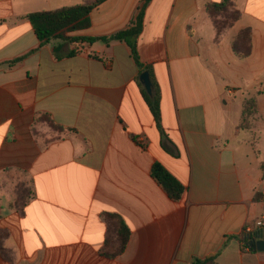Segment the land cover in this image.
I'll use <instances>...</instances> for the list:
<instances>
[{
  "label": "crops",
  "instance_id": "1",
  "mask_svg": "<svg viewBox=\"0 0 264 264\" xmlns=\"http://www.w3.org/2000/svg\"><path fill=\"white\" fill-rule=\"evenodd\" d=\"M84 1L0 0V264H192L212 254L264 264L243 235L264 217V0H230L215 17L208 5L224 0H149L136 44L143 67L124 40L41 44L26 16ZM144 4L107 0L71 35L127 30ZM242 31L246 58L234 51ZM155 163L184 185L182 199L152 177ZM107 213L130 229L115 257L104 254L118 236Z\"/></svg>",
  "mask_w": 264,
  "mask_h": 264
},
{
  "label": "trees",
  "instance_id": "2",
  "mask_svg": "<svg viewBox=\"0 0 264 264\" xmlns=\"http://www.w3.org/2000/svg\"><path fill=\"white\" fill-rule=\"evenodd\" d=\"M107 0H85L81 4L72 5L68 7H62L54 10H43L28 14L26 17L32 23L35 33L40 40L41 44L48 42L52 38H60L65 41H69L75 44L83 42H94V41H105L111 40H124L132 48L133 55L137 64L143 67L139 53L137 51V38L141 33L143 26L144 8L149 0H145V4L139 15L137 16L134 26L127 30L117 32L111 36H105L100 38L83 37V36H72L71 33L76 31L88 29L91 26V13L100 7ZM230 0H224L220 3H213L208 5V12L212 17H215L223 12L227 11L230 6ZM233 21L238 19V14L233 13L231 15ZM237 41H243V50L238 49ZM234 51L242 58L249 56L251 51V44L249 43L248 31H242L234 43ZM150 69L149 66H146ZM143 95L152 106L153 113L157 120L160 118V106L158 97L155 96L150 99L149 95L143 90ZM256 105L255 98L246 99L243 103L244 114L251 111ZM43 119H46L55 129L64 130L62 126L56 125L50 116L43 115ZM152 177L165 189L170 198L173 200H180L185 191L184 185L172 175L162 164L155 163L151 170ZM22 196L17 201V206L23 208L28 199L32 195L30 188L24 190L21 193ZM106 219L116 220L118 226L117 241L114 243L111 239H107L106 252L104 254L109 257H115L121 254L130 239V229L127 224L119 218L117 215L107 213L105 214ZM3 234L0 232V253H3L2 247ZM218 254H212L206 258H195L192 264H217Z\"/></svg>",
  "mask_w": 264,
  "mask_h": 264
},
{
  "label": "water",
  "instance_id": "3",
  "mask_svg": "<svg viewBox=\"0 0 264 264\" xmlns=\"http://www.w3.org/2000/svg\"><path fill=\"white\" fill-rule=\"evenodd\" d=\"M140 81L143 84V86L146 89V92L149 95H152L153 93V82L151 79L150 72L148 70H145L140 75ZM251 235H253V238H251ZM248 236V239L250 237L249 244L252 248H257L258 250L263 251L264 250V229H259L253 234Z\"/></svg>",
  "mask_w": 264,
  "mask_h": 264
},
{
  "label": "built area",
  "instance_id": "4",
  "mask_svg": "<svg viewBox=\"0 0 264 264\" xmlns=\"http://www.w3.org/2000/svg\"><path fill=\"white\" fill-rule=\"evenodd\" d=\"M262 197H263V200H264V190L262 191ZM257 226L258 227H260V228H262V229H264V217L261 219V220H259L258 222H257ZM244 237L246 238V239H248V236H250V235H248V232H247V230L244 232ZM246 248V250H249L250 248H252L251 246H250V244L248 245V246H246L245 247Z\"/></svg>",
  "mask_w": 264,
  "mask_h": 264
}]
</instances>
